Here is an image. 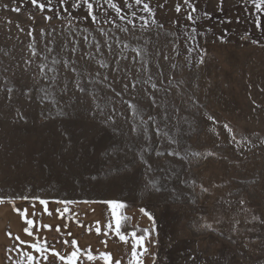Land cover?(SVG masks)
<instances>
[{"label": "rangeland", "instance_id": "1", "mask_svg": "<svg viewBox=\"0 0 264 264\" xmlns=\"http://www.w3.org/2000/svg\"><path fill=\"white\" fill-rule=\"evenodd\" d=\"M259 2L0 0L1 209L122 203L153 264H264Z\"/></svg>", "mask_w": 264, "mask_h": 264}, {"label": "crops", "instance_id": "2", "mask_svg": "<svg viewBox=\"0 0 264 264\" xmlns=\"http://www.w3.org/2000/svg\"><path fill=\"white\" fill-rule=\"evenodd\" d=\"M25 210L27 218L35 222L34 227L26 224L25 217L21 215ZM117 212L128 217L123 223L122 233L128 237L129 243L122 242L115 234V220L110 203L88 207L81 203L49 201L47 211L38 200L20 201L2 209L0 207V264H28L29 254L36 257L33 264H47L41 254L31 247L34 243L47 249L45 255L49 260H53L52 250L67 259L78 247L82 253L78 264H92L86 258L89 251L97 257L94 264H104L99 258L101 253H110L113 264L117 260L120 264H130L133 261L131 233L135 232L139 236L145 234V230L150 235H147L145 241L148 251L142 260L143 264H153L156 230L147 215L127 207L117 209ZM109 223L113 224L111 231L108 229ZM97 227L101 229L99 234ZM26 229L32 231V236L28 235ZM65 241L68 243H64ZM55 264L62 262L56 259Z\"/></svg>", "mask_w": 264, "mask_h": 264}, {"label": "snow or ice", "instance_id": "3", "mask_svg": "<svg viewBox=\"0 0 264 264\" xmlns=\"http://www.w3.org/2000/svg\"><path fill=\"white\" fill-rule=\"evenodd\" d=\"M35 2H36V0H33V3H35ZM84 2L87 4V7L89 9V13L91 14V12L93 10V5L91 3H88V0H84ZM141 2H142V0H136V4H140ZM39 7L41 9H43L44 5H40ZM112 7L115 8L116 5L113 4ZM144 8H145V10H147L148 5L145 4ZM256 8L258 10L261 8H264V0H260V2L256 4ZM117 10H119V9H117ZM92 19L95 20L96 17L92 16ZM22 199L28 200L29 198L28 197H22ZM9 202L14 203V201H9ZM38 202L40 205H43L44 210L47 211V205H48L49 201L44 200V199H39ZM3 203H4V200L0 199V204H3ZM57 203H61V202L57 201ZM63 203H67V202H63ZM109 203H110V207L112 209V214H113V217L115 220V227H114L115 234L119 237V239L122 242L129 243L128 237L122 233L123 223H124V221H126L128 219V217L127 216H121L117 212V209L123 208V207H125V205L122 203H117V202H109ZM17 211H19V210L17 209ZM65 211H67V209H65ZM141 211H143V209H141ZM21 215L25 217L26 224L33 226V227L35 226V222L32 219L27 218L28 217L27 210L22 212ZM149 219H152V217L149 216ZM108 229L110 231L113 230V224L112 223L108 224ZM26 231H27L29 236H32L33 233L31 230L26 229ZM96 231L99 234L101 229L99 227H97ZM147 235H150V234H148L147 230H145V234L139 235V236H137V234L135 232L131 233V242H132V248H133L131 255L133 257V261H130V264H143L142 257L148 251L147 247L145 246V241H146ZM64 243L67 244L68 241H65ZM31 247L34 248L37 253L41 254V256L47 262V264H55L56 259H58L60 262H62V264H78V261L82 255V253L80 252L78 247L75 251H73L71 253V255L67 259L65 258V256L61 255L59 252L52 250L51 256L53 257V260H49V257L47 255H45L47 249L43 245H40L38 243H34L31 245ZM137 249H142V251H137ZM86 258H87V261L92 262V264H94V262L97 260V257L95 255H93L90 251L87 253ZM99 258L104 261V264H113V257L110 253H101ZM35 260H36L35 256L30 255V254L27 255L28 264H33V262ZM115 264H120V261H118V260L115 261Z\"/></svg>", "mask_w": 264, "mask_h": 264}]
</instances>
